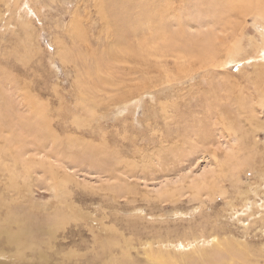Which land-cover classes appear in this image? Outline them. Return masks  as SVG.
<instances>
[{"label":"rangeland","instance_id":"374dc122","mask_svg":"<svg viewBox=\"0 0 264 264\" xmlns=\"http://www.w3.org/2000/svg\"><path fill=\"white\" fill-rule=\"evenodd\" d=\"M217 1L0 0V264H264V21Z\"/></svg>","mask_w":264,"mask_h":264},{"label":"bare ground","instance_id":"6f19581e","mask_svg":"<svg viewBox=\"0 0 264 264\" xmlns=\"http://www.w3.org/2000/svg\"><path fill=\"white\" fill-rule=\"evenodd\" d=\"M214 1V0H213ZM217 1V0H216ZM218 2V1H217ZM216 2V3H217ZM219 4H221L220 5V8H221V6H222V8H223V6H225V9H227L226 10V12L228 11V13H230L229 11H231V14H232V12L235 14L236 13V11L238 10L239 12H243V11H245V10H247V8H249V11L250 10H256L258 13H257V15H259L262 19H263V21H264V4H262V3H260L259 1H256V0H227V3H223V1L222 2H220ZM222 4H224V5H222ZM216 5V4H215ZM216 7H217V5H216ZM262 12V13H261ZM244 13V12H243ZM220 14V13H219ZM226 14V13H225ZM228 15V14H227ZM233 17V16H232ZM231 17V18H232ZM230 18V17H229ZM260 18V19H261ZM261 19V20H262ZM228 21L226 20V21H224V23H227ZM229 27V26H228ZM235 27V26H234ZM179 34V32H175L174 34H172L171 36H169V37H165V38H160V39H162V40H164V41H166L165 43L167 44V46H169L170 48L171 47H175L176 45H174V42H176L175 44H178V42H177V40H178V38H177V35ZM175 38H177V40L175 39ZM200 38V37H199ZM146 40V39H145ZM180 40V39H179ZM203 40V39H202ZM206 40H207V38H206ZM210 40V39H209ZM262 40H264L263 38H262ZM208 41V40H207ZM182 44H184V45H186L185 44V42H182ZM177 48V47H176ZM230 48V47H229ZM131 49V48H130ZM133 49V48H132ZM228 51V50H227ZM226 51V52H227ZM131 52L132 53H135L134 52V50L132 51L131 50ZM205 52V51H204ZM206 53L207 54H209V52L206 50ZM229 54V53H228ZM129 55V54H128ZM136 55V54H135ZM182 58V57H181ZM261 103H263L264 104V99L261 97ZM38 107V106H37ZM36 110V109H35ZM14 122V121H13ZM42 126H43V124H42ZM28 166V165H27ZM22 229V228H21ZM24 229V228H23ZM22 229V230H23ZM27 233V232H26ZM4 236H5V240H7L8 242H10V243H12L13 244V242H15V243H17V245H19V243H21L22 242V233H21V231H9V230H5V233H4ZM20 237H21V239H20ZM30 237H31V235H30ZM32 238V237H31ZM23 241H24V239H23ZM11 244V245H12ZM161 244V243H160ZM147 245V244H146ZM162 245V244H161ZM128 246V245H127ZM165 246V245H164ZM129 247V246H128ZM217 247V246H216ZM18 248V247H17ZM16 248V249H17ZM20 248V247H19ZM163 248V247H162ZM23 251V250H22ZM14 253V252H13ZM20 252H17V254H19ZM24 254V253H23ZM17 256V255H16ZM18 256H20V255H18ZM21 256H22V254H21ZM161 258H162V254L161 253H159V254H155V255H150L149 256V259H152L153 261H155L156 263H160V261H161ZM164 262V261H163ZM35 263V262H34ZM14 264V263H13Z\"/></svg>","mask_w":264,"mask_h":264}]
</instances>
